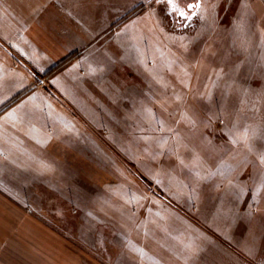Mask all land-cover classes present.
Wrapping results in <instances>:
<instances>
[{
  "label": "rangeland",
  "instance_id": "1",
  "mask_svg": "<svg viewBox=\"0 0 264 264\" xmlns=\"http://www.w3.org/2000/svg\"><path fill=\"white\" fill-rule=\"evenodd\" d=\"M180 7L81 4L101 38L65 93L47 75L32 169L1 156L0 182L101 264H264V27L248 0Z\"/></svg>",
  "mask_w": 264,
  "mask_h": 264
},
{
  "label": "crops",
  "instance_id": "2",
  "mask_svg": "<svg viewBox=\"0 0 264 264\" xmlns=\"http://www.w3.org/2000/svg\"><path fill=\"white\" fill-rule=\"evenodd\" d=\"M86 1L0 0V157L17 162L22 170L32 169L25 156L28 141L44 140L40 132L47 131L41 122L50 106L59 103L48 90L47 75L58 65L67 66L55 68L53 77L58 80L55 88L65 93L59 77L79 73L78 65L90 62L89 49L101 38L79 20L80 5ZM248 2L264 27V0ZM3 185L0 182V264H101L36 210L16 201Z\"/></svg>",
  "mask_w": 264,
  "mask_h": 264
},
{
  "label": "snow or ice",
  "instance_id": "3",
  "mask_svg": "<svg viewBox=\"0 0 264 264\" xmlns=\"http://www.w3.org/2000/svg\"><path fill=\"white\" fill-rule=\"evenodd\" d=\"M168 5L171 7V10L176 13L179 17L186 18V19H191V16L183 9L180 7V3H184V0H167ZM188 9H193V8H199L200 5L199 3L192 4L188 3L186 5ZM195 15V12L192 13Z\"/></svg>",
  "mask_w": 264,
  "mask_h": 264
},
{
  "label": "trees",
  "instance_id": "4",
  "mask_svg": "<svg viewBox=\"0 0 264 264\" xmlns=\"http://www.w3.org/2000/svg\"><path fill=\"white\" fill-rule=\"evenodd\" d=\"M70 57H71V56H70ZM68 59H69V57H68L67 59H65L62 63H65ZM60 65H61V64H60ZM58 66H59V65H58ZM58 66L52 68V71H53V69L57 68ZM50 71H51V70H50ZM48 73H49V72H48Z\"/></svg>",
  "mask_w": 264,
  "mask_h": 264
}]
</instances>
